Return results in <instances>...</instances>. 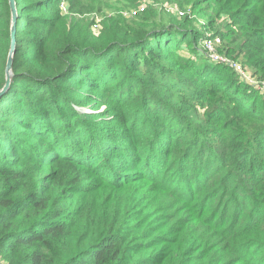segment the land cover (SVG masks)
Segmentation results:
<instances>
[{"label": "trees", "instance_id": "trees-1", "mask_svg": "<svg viewBox=\"0 0 264 264\" xmlns=\"http://www.w3.org/2000/svg\"><path fill=\"white\" fill-rule=\"evenodd\" d=\"M108 1L15 0L0 264H264V99L199 44L219 35L264 80V0H176L182 19L149 4L97 32L75 15ZM209 9L226 31L190 24ZM11 24L0 0V88Z\"/></svg>", "mask_w": 264, "mask_h": 264}, {"label": "rangeland", "instance_id": "rangeland-1", "mask_svg": "<svg viewBox=\"0 0 264 264\" xmlns=\"http://www.w3.org/2000/svg\"><path fill=\"white\" fill-rule=\"evenodd\" d=\"M139 1V2H138ZM135 2H138L137 4H135ZM100 5L97 7H101L100 9H93L90 10L88 13H83V14H75L76 17L78 18H84L87 19L88 22H91V31L93 32H97L103 25L104 21L112 16H117V15H121L122 17L125 18H130L131 15V11L139 6H145V8L151 4L154 5V7L157 9L158 12H160V15H164V16H178L180 19H182L183 17H185L188 13H189V5L186 4L185 6L181 7L180 3L177 2L176 0H110L108 2H100ZM65 9H66V3H64ZM67 10V9H66ZM69 14V13H68ZM70 15V14H69ZM215 20L213 26L211 27V29L209 30L210 32L219 30V31H226L227 30V23H226V17L224 16H220L217 17L215 10H206V14L202 17V16H190V20L191 23L193 24L194 28L196 29H200V30H205L204 28L206 27H202L203 23L207 24L209 20ZM199 44L201 45V42H199ZM201 50L204 52V54L210 59V57L206 54V52L203 50L202 45H201ZM239 60V59H238ZM237 60V61H238ZM239 62V61H238ZM241 63V62H240ZM243 67L245 68V71L250 74L248 67L246 66V64H243ZM238 74V73H237ZM238 76L240 77V80L252 87H256L258 89V93L260 94L259 96L264 99V90L261 88H259V85L256 84L253 81L248 79L246 80L245 78H243L241 75L238 74ZM260 98V99H261ZM263 101V100H262ZM105 106H101L100 110H103ZM88 108V107H87ZM78 110H82L80 109V107H78ZM86 111H90V109L88 108ZM199 111L201 112L202 109H199ZM210 142H214L216 141L215 137L212 135H210ZM264 184V183H262ZM258 193V194H257ZM256 193V195L258 197L260 193H264V188H261L258 190V192ZM228 199V197L226 198ZM220 200V202H216L215 204L217 205V207L221 206L222 204H224V207L226 205L225 200ZM260 201H262V199H260ZM200 211H202L200 209ZM230 214H232V210H229V216H231ZM233 215V214H232ZM239 217V221L242 224V221L244 220V213H240L239 215H237ZM204 217L205 220L210 219L209 218V214H208V210L207 212L204 213ZM231 227L230 223L226 224V228ZM246 231V230H244ZM258 233H262L260 228H258V231L256 234ZM254 231L251 233H246L243 237H247L248 239H255V235ZM257 237V236H256ZM256 240L260 241V246L262 245V242L264 241V237L263 239H257ZM259 247V246H258ZM264 251V249H263Z\"/></svg>", "mask_w": 264, "mask_h": 264}, {"label": "built area", "instance_id": "built-area-1", "mask_svg": "<svg viewBox=\"0 0 264 264\" xmlns=\"http://www.w3.org/2000/svg\"><path fill=\"white\" fill-rule=\"evenodd\" d=\"M60 7L62 10L66 11L64 3H61ZM144 9L145 6H139L131 11V15H136ZM221 44L222 41L219 35L207 36L201 40L202 48L210 57V60L227 64L246 80L250 79L253 81L254 79V82L259 85V88H262L264 90V80H259L256 77L251 76L245 71V68L243 67L242 63L238 62L235 59H231L229 56L222 53L219 50Z\"/></svg>", "mask_w": 264, "mask_h": 264}, {"label": "water", "instance_id": "water-1", "mask_svg": "<svg viewBox=\"0 0 264 264\" xmlns=\"http://www.w3.org/2000/svg\"><path fill=\"white\" fill-rule=\"evenodd\" d=\"M8 1L10 5L11 19H12L11 30H10L11 44L4 69V84L0 88V98L9 89L13 76L12 61H13V53H14V36L16 32V23H17V11L15 6V0H8Z\"/></svg>", "mask_w": 264, "mask_h": 264}]
</instances>
